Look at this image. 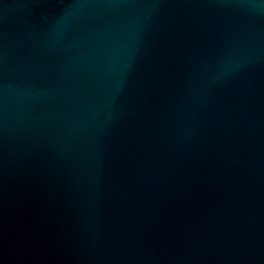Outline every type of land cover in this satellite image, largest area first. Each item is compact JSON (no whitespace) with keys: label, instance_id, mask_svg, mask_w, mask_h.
Returning a JSON list of instances; mask_svg holds the SVG:
<instances>
[{"label":"water","instance_id":"95a60500","mask_svg":"<svg viewBox=\"0 0 264 264\" xmlns=\"http://www.w3.org/2000/svg\"><path fill=\"white\" fill-rule=\"evenodd\" d=\"M0 264H264V0H0Z\"/></svg>","mask_w":264,"mask_h":264}]
</instances>
